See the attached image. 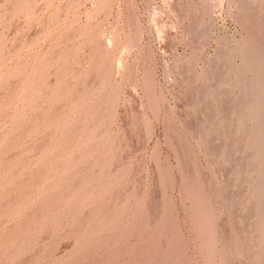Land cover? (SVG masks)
Here are the masks:
<instances>
[{"label":"rangeland","instance_id":"374dc122","mask_svg":"<svg viewBox=\"0 0 264 264\" xmlns=\"http://www.w3.org/2000/svg\"><path fill=\"white\" fill-rule=\"evenodd\" d=\"M0 264H264V0H0Z\"/></svg>","mask_w":264,"mask_h":264}]
</instances>
